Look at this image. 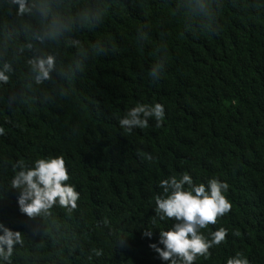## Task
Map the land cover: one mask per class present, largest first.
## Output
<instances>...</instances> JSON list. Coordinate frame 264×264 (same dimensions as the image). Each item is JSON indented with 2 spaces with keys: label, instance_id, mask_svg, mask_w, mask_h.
<instances>
[{
  "label": "trees",
  "instance_id": "trees-1",
  "mask_svg": "<svg viewBox=\"0 0 264 264\" xmlns=\"http://www.w3.org/2000/svg\"><path fill=\"white\" fill-rule=\"evenodd\" d=\"M27 6L19 15L13 0H0V68H11L0 83V224L21 233L0 264H161L148 247L171 226L153 223L157 185L183 172L230 186L232 209L205 230L228 235L195 264H226L238 252L264 264V0ZM48 56L53 70L37 84L30 61ZM156 63L163 75L152 82ZM157 102L159 127L120 129L127 109ZM58 155L77 208L21 215L13 166Z\"/></svg>",
  "mask_w": 264,
  "mask_h": 264
},
{
  "label": "clouds",
  "instance_id": "clouds-1",
  "mask_svg": "<svg viewBox=\"0 0 264 264\" xmlns=\"http://www.w3.org/2000/svg\"><path fill=\"white\" fill-rule=\"evenodd\" d=\"M17 4L18 14L30 12L27 0H13ZM37 84L49 79L53 70L55 58L48 56L43 59L30 61ZM163 66L154 64L148 71L152 82L158 81L163 75ZM10 65L0 68V83H7ZM165 119V107L162 103H136L126 110L118 119V125L124 132L131 134L134 129L149 127V120H155L159 127ZM5 130L0 127V136ZM145 159L151 161L150 154ZM11 188L18 190L17 198L19 213L27 218H33L41 213L47 214L55 205L66 208L69 212L78 206L80 193L75 185L68 183L69 170L62 155L36 158L31 164L23 159L13 166ZM161 190L154 198L155 219L153 223L171 222L166 230L159 231L158 239L149 243L148 247L161 261V264H195L198 258L207 259L210 249L225 241L228 230L219 227L205 234L209 225H215L218 217H224L232 209V203L227 198L229 184L217 177L207 179L206 182L196 183L188 172L170 175L158 182ZM0 260H9L13 253L14 244L21 242V233L13 231L0 224ZM144 238L152 240L154 233L145 230ZM238 235V233H237ZM162 246V247H161ZM101 253L96 252L99 256ZM226 264H249L243 253H236L227 258Z\"/></svg>",
  "mask_w": 264,
  "mask_h": 264
}]
</instances>
